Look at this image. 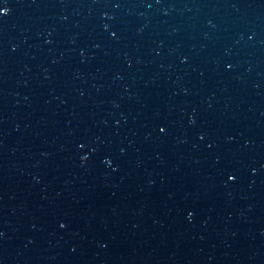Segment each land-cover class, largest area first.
I'll use <instances>...</instances> for the list:
<instances>
[{
	"label": "water",
	"instance_id": "water-1",
	"mask_svg": "<svg viewBox=\"0 0 264 264\" xmlns=\"http://www.w3.org/2000/svg\"><path fill=\"white\" fill-rule=\"evenodd\" d=\"M0 264H264V0H0Z\"/></svg>",
	"mask_w": 264,
	"mask_h": 264
}]
</instances>
